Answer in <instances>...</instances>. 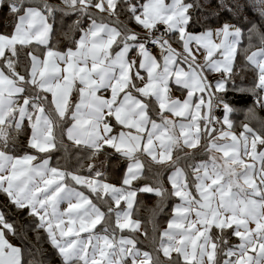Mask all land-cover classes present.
I'll list each match as a JSON object with an SVG mask.
<instances>
[{
  "label": "snow or ice",
  "instance_id": "6c2138e0",
  "mask_svg": "<svg viewBox=\"0 0 264 264\" xmlns=\"http://www.w3.org/2000/svg\"><path fill=\"white\" fill-rule=\"evenodd\" d=\"M249 5L260 23L248 19L242 48L244 27L190 31L194 0H0L14 21L0 32V193L31 218L21 226L0 205V264H25L26 250L9 239H24L21 227L43 230L62 264H264V121L237 133L228 96L232 83L264 108V0H233L228 10L247 19ZM118 8L143 33L124 24ZM59 14L75 16L69 27L80 33L64 51L50 45ZM25 48L32 50L21 74ZM240 51L255 71L251 87L232 80ZM173 86L186 95L173 97ZM25 126L34 152L18 154L13 133ZM65 137L88 160L108 149L127 160L119 185L103 162L87 164V175L54 166ZM152 165L170 173V189ZM138 193L158 198L153 220L166 200L179 201L166 228L153 223V235L144 233L148 250L135 235Z\"/></svg>",
  "mask_w": 264,
  "mask_h": 264
},
{
  "label": "trees",
  "instance_id": "16d2710c",
  "mask_svg": "<svg viewBox=\"0 0 264 264\" xmlns=\"http://www.w3.org/2000/svg\"><path fill=\"white\" fill-rule=\"evenodd\" d=\"M52 3H61L62 0H51ZM226 3L228 7L221 8V3ZM246 0H241V3H245ZM194 3L199 5L192 10L194 16L193 25L190 27V31H203L205 26L216 27L221 23L228 22L230 24L244 27L245 28V38L242 40L241 47H247L248 41L246 38L247 27L251 25L248 24V19L260 23L258 13L250 5L244 9V15L247 19H242L234 11H229L228 8L232 7L233 0H194ZM119 19L126 24L129 28L130 26H136L137 29L141 27L134 21L129 19V15L123 9L118 8ZM75 16H64L59 14L57 16L56 22L54 23V31L50 38V45L56 50H66L68 47L72 46L71 39H78L80 33L78 31L73 32L70 30V25H72ZM14 21L11 17L7 7H0V32L10 33L12 31V25ZM87 26V22L83 25ZM264 30V29H262ZM173 39V38H172ZM253 43L258 47V42L254 39ZM31 49L25 48L21 49L19 52V57L17 61V67L21 71L25 72V68L28 66L29 58L27 56L28 51ZM39 51L43 52L46 49L41 46L38 48ZM235 87H251L255 80L254 69L247 64L244 59V53L242 51L238 52L237 60L234 65V75L232 77ZM229 91L228 96L232 100L236 101L234 104L235 112L232 114L231 119L233 120L235 128H241L243 123H248L254 129L259 130L260 122L264 121V108H260L255 104V97L250 93H241L233 90V84L228 85ZM253 108L255 118H252L248 109ZM16 137V152L18 154L28 151V140L30 137V128L25 126L19 133H13ZM64 144L67 146V151L64 149H59L53 156V165L55 166L58 161L60 166L68 167L69 169L79 168L81 174L87 175V164L103 162L102 171L108 176L109 181L120 183V178L125 172L127 166V160L121 157L119 154H115L112 149L107 150V154H101L96 158L95 161L88 160L86 158V153L79 151L76 146L73 145L66 137L64 139ZM175 158V154H174ZM142 159L147 160V158L142 157ZM83 164L84 167L80 168ZM153 171H161L162 179L164 181L165 187L169 188L167 177L170 174L167 171H163L161 166L152 165ZM145 176L151 178V173L146 169ZM144 181L137 183L143 184ZM138 204L135 207L134 216L141 220L144 233L148 232L149 237L153 235V223L157 226L159 230H163L167 221L170 219L172 213V206L178 201L176 198H170L164 202L162 210L157 212L155 219L153 220L152 209L157 207L158 198L153 194L138 193L137 196ZM0 205H3L9 209V215H14L16 221L21 226L27 225L30 217L27 216L26 210L24 213L17 211L10 204H8L7 197L0 193ZM24 232V239L20 236H11V238L20 243L26 250L24 255L25 264L29 261H37L39 264H62L61 257L56 253V250L52 247L51 243L47 240V237L43 230L39 233L32 229L25 230L23 227L19 229ZM159 235V231L156 232ZM39 237V238H38ZM137 237L143 241V247L149 249L151 246V241L143 235L137 234Z\"/></svg>",
  "mask_w": 264,
  "mask_h": 264
},
{
  "label": "rangeland",
  "instance_id": "374dc122",
  "mask_svg": "<svg viewBox=\"0 0 264 264\" xmlns=\"http://www.w3.org/2000/svg\"><path fill=\"white\" fill-rule=\"evenodd\" d=\"M130 28H132V29H134L135 31L137 30V31H139L138 29H137V27L136 26H132V27H130ZM136 31V32H137ZM172 44H173V47H175V48H177V49H179L180 47H181V45L176 41V39L175 38H173L172 39ZM32 50V49H31ZM62 51H64V50H62ZM33 54H40V52L38 51V49H35V50H33ZM199 59L202 61L203 60V56L201 55V56H199ZM18 72H20L21 74H24V72L23 71H21V69L19 68V67H17V69H16ZM74 95V94H73ZM104 95L105 96H107V95H109V93H104ZM171 95L173 96V97H181V98H183V96L184 95H186V92L185 91H182L180 88H179V86H173L172 87V92H171ZM77 99H78V96H77ZM72 100L73 101H75V97H72ZM246 123V122H245ZM244 124V123H243ZM248 124V123H247ZM250 127H252L251 125H249ZM253 128V127H252ZM234 130L237 132V133H239L240 131H242V128H235L234 127ZM28 151H33L34 152V150H28ZM22 154V153H21ZM125 171H126V169H125ZM83 175H85V174H83ZM109 182H111V183H115V182H112V181H109ZM115 184H117V185H119V183H115ZM134 184H137V182H135L134 181ZM170 184V183H169ZM179 201H177L176 203H178ZM133 218L134 219H138V218H136L135 216H134V214H133ZM167 227V224L164 226V228H166ZM163 228V229H164ZM137 234H139V235H143L144 234V227H143V224H142V222H141V228H140V230H139V232H137L135 235L137 236ZM9 239L14 243V244H16V245H18V246H20V247H22L23 248V246L20 244V243H18V242H15L12 238H11V236H9ZM230 242L231 243H238V239L237 238H235V237H232L231 238V240H230ZM145 249V248H144ZM145 250H147V249H145Z\"/></svg>",
  "mask_w": 264,
  "mask_h": 264
},
{
  "label": "crops",
  "instance_id": "0c3cea01",
  "mask_svg": "<svg viewBox=\"0 0 264 264\" xmlns=\"http://www.w3.org/2000/svg\"><path fill=\"white\" fill-rule=\"evenodd\" d=\"M131 27V26H130ZM139 31H137V32H140V33H143V29L141 28V29H138ZM39 51V50H38ZM60 51H62V50H60ZM40 53H41V51H39ZM214 75H217V74H214ZM74 94V95H73ZM72 97H75V101L77 100V93H76V91L74 90L73 91V93H72ZM30 134H31V131H30Z\"/></svg>",
  "mask_w": 264,
  "mask_h": 264
},
{
  "label": "built area",
  "instance_id": "2783aa9c",
  "mask_svg": "<svg viewBox=\"0 0 264 264\" xmlns=\"http://www.w3.org/2000/svg\"><path fill=\"white\" fill-rule=\"evenodd\" d=\"M161 31H163V29H161ZM172 42V41H171ZM218 75V74H217ZM210 79H211V77H210ZM218 116L219 115H221V113L218 111L217 113H216Z\"/></svg>",
  "mask_w": 264,
  "mask_h": 264
}]
</instances>
